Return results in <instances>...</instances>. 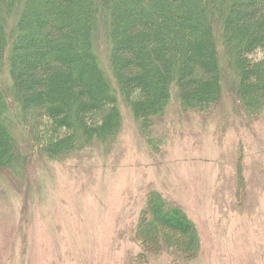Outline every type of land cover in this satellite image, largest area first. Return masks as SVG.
Segmentation results:
<instances>
[{
	"label": "trees",
	"instance_id": "16d2710c",
	"mask_svg": "<svg viewBox=\"0 0 264 264\" xmlns=\"http://www.w3.org/2000/svg\"><path fill=\"white\" fill-rule=\"evenodd\" d=\"M0 76V172L23 169L28 150L112 145L120 105L158 143L155 119L172 103L206 113L227 94L253 118L264 112V0H0ZM138 226L145 251L163 244L189 262L200 251L194 222L158 192Z\"/></svg>",
	"mask_w": 264,
	"mask_h": 264
},
{
	"label": "rangeland",
	"instance_id": "374dc122",
	"mask_svg": "<svg viewBox=\"0 0 264 264\" xmlns=\"http://www.w3.org/2000/svg\"><path fill=\"white\" fill-rule=\"evenodd\" d=\"M120 107L112 145L67 158L28 150L23 169L0 172V264H264V112L238 115L227 94L206 113L172 103L155 119L158 143ZM152 192L196 225L192 262L136 237Z\"/></svg>",
	"mask_w": 264,
	"mask_h": 264
}]
</instances>
